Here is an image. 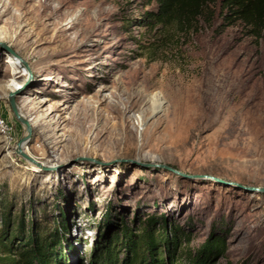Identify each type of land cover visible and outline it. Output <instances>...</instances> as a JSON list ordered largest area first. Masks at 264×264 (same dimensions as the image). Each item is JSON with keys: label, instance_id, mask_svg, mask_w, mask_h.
I'll list each match as a JSON object with an SVG mask.
<instances>
[{"label": "rangeland", "instance_id": "obj_1", "mask_svg": "<svg viewBox=\"0 0 264 264\" xmlns=\"http://www.w3.org/2000/svg\"><path fill=\"white\" fill-rule=\"evenodd\" d=\"M147 11L152 0H0V201L57 205L79 251L111 203L163 213L192 249L223 236L216 264H264V192L247 189L264 188V40L239 24L180 34ZM9 85L31 129L23 153L58 170L15 153L26 130Z\"/></svg>", "mask_w": 264, "mask_h": 264}, {"label": "trees", "instance_id": "obj_2", "mask_svg": "<svg viewBox=\"0 0 264 264\" xmlns=\"http://www.w3.org/2000/svg\"><path fill=\"white\" fill-rule=\"evenodd\" d=\"M152 1L155 11L145 13L150 25H172L183 34L201 24H217L219 32L239 24L264 40V0ZM52 207L35 210L31 201L15 209L0 201V264H216L226 252L223 236L192 249L191 233L163 213L143 215L111 203L91 229L88 251H79L63 211Z\"/></svg>", "mask_w": 264, "mask_h": 264}, {"label": "water", "instance_id": "obj_3", "mask_svg": "<svg viewBox=\"0 0 264 264\" xmlns=\"http://www.w3.org/2000/svg\"><path fill=\"white\" fill-rule=\"evenodd\" d=\"M3 45V44H0ZM8 53L16 58L22 65H25V62L23 61V59H21L19 56H17L11 49H7ZM18 94L17 89L13 90V91H8L7 95H6V99L8 102V105L11 109V112L14 116V118L21 123L26 130V135L23 136L18 143L16 144L15 147V153L19 156H21L23 159H25L27 162H29L33 167L39 169V170H43V171H47V172H53L58 170L59 168H61L62 165H52V166H43L42 164L38 163L37 161H35L34 159H32L31 157H28L27 155H25L21 149L22 145L28 140L29 134H30V126L28 121L19 113L16 102H15V96ZM84 160V158H78V160ZM122 161H126L127 160H122ZM128 162L135 164L138 167L144 168V169H154V170H163V171H169V172H175L177 171L175 168H173L170 165H166L163 163H145V162H140V161H133V160H128ZM209 178V177H208ZM247 189L249 190H259L264 192V188L261 187H247Z\"/></svg>", "mask_w": 264, "mask_h": 264}, {"label": "bare ground", "instance_id": "obj_4", "mask_svg": "<svg viewBox=\"0 0 264 264\" xmlns=\"http://www.w3.org/2000/svg\"><path fill=\"white\" fill-rule=\"evenodd\" d=\"M11 60V59H10ZM11 63L13 64V65H16L18 62L17 61H15V60H12L11 61ZM15 71V70H14ZM11 82L12 83H14V84H16L13 80H11ZM8 88H4V90L6 91V92H8V91H10V90H16V89H13V87H12V85H9V86H7ZM10 87V88H9ZM140 119H141V117H140ZM142 122V121H141ZM142 125V124H141ZM31 166V168H35V167H33L32 165H30Z\"/></svg>", "mask_w": 264, "mask_h": 264}, {"label": "built area", "instance_id": "obj_5", "mask_svg": "<svg viewBox=\"0 0 264 264\" xmlns=\"http://www.w3.org/2000/svg\"><path fill=\"white\" fill-rule=\"evenodd\" d=\"M0 128L4 129L5 128V123L2 119H0Z\"/></svg>", "mask_w": 264, "mask_h": 264}]
</instances>
